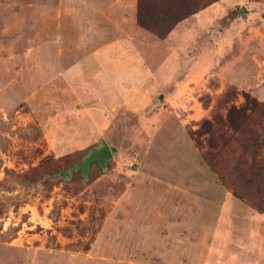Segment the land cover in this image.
Segmentation results:
<instances>
[{"label":"rangeland","instance_id":"374dc122","mask_svg":"<svg viewBox=\"0 0 264 264\" xmlns=\"http://www.w3.org/2000/svg\"><path fill=\"white\" fill-rule=\"evenodd\" d=\"M187 18L164 40L165 71H109L94 53L108 38L86 37L78 0H0V264H156L168 244L253 255L264 212L193 132L264 101V0ZM147 30L157 64L170 33Z\"/></svg>","mask_w":264,"mask_h":264},{"label":"trees","instance_id":"16d2710c","mask_svg":"<svg viewBox=\"0 0 264 264\" xmlns=\"http://www.w3.org/2000/svg\"><path fill=\"white\" fill-rule=\"evenodd\" d=\"M216 1L138 0V22L165 37L180 21ZM193 137L206 160L219 168L222 181L264 212V101L246 96L226 116L205 119ZM241 184L252 193H240Z\"/></svg>","mask_w":264,"mask_h":264},{"label":"crops","instance_id":"0c3cea01","mask_svg":"<svg viewBox=\"0 0 264 264\" xmlns=\"http://www.w3.org/2000/svg\"><path fill=\"white\" fill-rule=\"evenodd\" d=\"M227 1L228 0H220L215 2L197 12L194 16L205 15L209 13L215 5H221ZM78 6L83 10L86 37L90 38L88 31L93 30V36L98 37V35H100L108 38L107 40H102L99 46L94 48V53L100 60L102 67L109 71H126L132 67H135V69H133L134 71L150 72L164 70L165 66L168 64L166 62L170 61V59L164 58V40H170L174 36L177 27L181 26V24L188 19L182 20L177 27L170 32L166 39L157 41V44H159L158 49L163 48V53L162 57L158 59L157 64L151 65L148 61L147 49H143V46L141 47V45H145L148 41L151 32L142 27L138 22V0H78ZM90 17H92L93 23L90 22ZM83 41L86 42L85 40ZM152 41L156 40L152 39ZM171 66L172 69H174V63L170 65V67ZM168 71L172 70L168 68ZM150 74L154 73L150 72ZM127 102L129 105L133 104V101ZM257 230L260 233L262 232L259 228H257ZM254 236V238L251 236L252 238L249 240H255L257 245H248L247 247H252L251 250H253V255L243 258L241 261H238L237 264H253V261H256V259L261 256V251L264 253V234ZM227 240L230 239L228 238ZM200 248V255L195 253L194 256L189 255L188 258L184 255L185 251L182 250L180 246L176 245H158L157 249H152V251L154 250L159 254V259L156 260V264L229 263L225 259L217 260L216 255L212 257L211 252L213 249L210 245L201 246Z\"/></svg>","mask_w":264,"mask_h":264},{"label":"water","instance_id":"95a60500","mask_svg":"<svg viewBox=\"0 0 264 264\" xmlns=\"http://www.w3.org/2000/svg\"><path fill=\"white\" fill-rule=\"evenodd\" d=\"M113 150L116 151L117 150L116 147H113ZM111 156H112L111 150L109 149V147H105L104 151H102L101 153L98 152L93 153L91 158L98 157L100 159H104L106 157H111Z\"/></svg>","mask_w":264,"mask_h":264}]
</instances>
